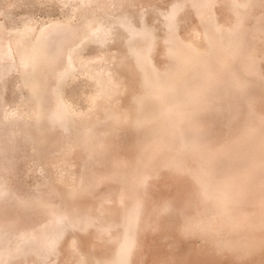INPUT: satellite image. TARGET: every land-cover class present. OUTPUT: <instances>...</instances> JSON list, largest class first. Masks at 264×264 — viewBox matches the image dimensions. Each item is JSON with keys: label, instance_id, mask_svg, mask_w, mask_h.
<instances>
[{"label": "bare ground", "instance_id": "obj_1", "mask_svg": "<svg viewBox=\"0 0 264 264\" xmlns=\"http://www.w3.org/2000/svg\"><path fill=\"white\" fill-rule=\"evenodd\" d=\"M0 264H264V0H0Z\"/></svg>", "mask_w": 264, "mask_h": 264}, {"label": "rangeland", "instance_id": "obj_2", "mask_svg": "<svg viewBox=\"0 0 264 264\" xmlns=\"http://www.w3.org/2000/svg\"><path fill=\"white\" fill-rule=\"evenodd\" d=\"M61 49H62V47H61Z\"/></svg>", "mask_w": 264, "mask_h": 264}]
</instances>
